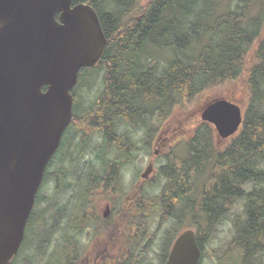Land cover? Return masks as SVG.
I'll list each match as a JSON object with an SVG mask.
<instances>
[{"label":"trees","instance_id":"16d2710c","mask_svg":"<svg viewBox=\"0 0 264 264\" xmlns=\"http://www.w3.org/2000/svg\"><path fill=\"white\" fill-rule=\"evenodd\" d=\"M226 1L148 0L142 5L140 0H73V5L84 3L95 9L108 39L103 58L94 68L104 70L103 92L94 105L80 113L82 117L79 112L76 117L103 139L105 153L112 149L129 152L130 134L121 131L122 126L138 123L143 132L147 128L144 134L153 137L162 120L207 89L233 85L229 99L240 102L236 85L246 84L249 101L239 133L227 146L218 148L211 126L200 124L191 140L174 150L159 171L166 179L163 195H152L154 211L164 204L167 212V204L174 209L181 202L183 209L197 206L198 214L215 226L233 221L231 256L219 263L243 264L250 261L252 251L264 250V0H237L234 9L231 5L236 0ZM146 47L172 53L162 70L155 59L145 58ZM90 131L82 133L76 146L80 158L87 151L82 144ZM96 169L94 165L88 169L91 186L108 179L107 171ZM49 175L47 170L44 184ZM99 175L102 180L94 182ZM77 194L82 200V194ZM40 200L39 194L37 203ZM242 201L247 204L246 223L240 220L243 214L235 211ZM38 215H31L22 253L12 264H20L17 260L22 255L30 258L34 240L27 242V236H31ZM59 230L54 226L50 237L40 240L33 260L47 253ZM65 237L64 232L47 264L71 262L74 251L66 249Z\"/></svg>","mask_w":264,"mask_h":264},{"label":"water","instance_id":"95a60500","mask_svg":"<svg viewBox=\"0 0 264 264\" xmlns=\"http://www.w3.org/2000/svg\"><path fill=\"white\" fill-rule=\"evenodd\" d=\"M107 43L89 4L0 0V264L24 241L46 169L73 119L80 71L101 61ZM200 116L221 140L243 123L240 107L225 99ZM194 238L185 232L168 264H200Z\"/></svg>","mask_w":264,"mask_h":264},{"label":"flooded vegetation","instance_id":"af4514ba","mask_svg":"<svg viewBox=\"0 0 264 264\" xmlns=\"http://www.w3.org/2000/svg\"><path fill=\"white\" fill-rule=\"evenodd\" d=\"M163 121L157 125L153 137L144 134L138 123L137 126H127L131 131L129 132L131 140L129 152L112 149L109 153H105L102 150L103 139L99 137L96 143V149L99 148V151L93 153L94 158L86 160L85 155L80 158L77 151L73 150L72 129L80 132V139H82V133L89 132L91 127H88L84 121L77 120V117L75 119L73 117L72 124L75 122L77 125H70L68 131L71 130V133L66 137L65 143L64 135L53 157L58 162L53 160L49 166L52 168V163L54 165L58 163L61 167H56L53 173L49 172L48 177V184L52 190L55 189L56 195L59 193L60 182L75 175L78 167V182L64 185V191L71 192L70 200L62 210L63 220L66 222L64 242L68 243L65 246L67 250L74 251L73 256L70 257L71 262L68 264H168L178 240L188 231L194 232L196 247L201 251L200 264H203L206 251H221V249L214 248L215 236L220 234V228L223 230L226 228V224L232 235L224 239L222 251H227L225 256L226 260H229L235 230L233 221L215 226L212 222H209L211 223L209 225L204 217L202 218V224L206 226L204 228L199 221L197 206L182 209L180 202L174 209H171L167 200V208L170 210L166 212L163 204V208L160 207L154 211L156 201L152 199V195L160 194L163 190L160 188L157 193H151V178L157 176L161 168L165 166H158L159 158L168 151H171L170 155L174 154V150L179 151L184 147L183 142L191 140L189 133L184 136L175 135L182 131L181 127L173 129V136H168L167 131L164 130L165 122ZM139 133L141 135L135 136ZM90 135L94 134L90 131ZM179 139L183 141L177 142ZM135 164H140L144 170L139 174L137 171L133 175L132 168ZM91 165H94L100 173L108 172V179H103L105 183H101L103 180L99 175V180L98 176L93 178L94 182L102 180L99 184H93V186L89 184L88 169ZM111 170L113 173L110 172ZM127 172L132 176L129 177ZM89 188L91 190L88 191ZM78 192L82 194V200L78 199ZM41 203L42 200L38 204ZM43 204H50V202L43 198ZM242 204L240 213L243 215L240 220L246 223L249 219L246 211L247 204L243 201ZM181 210H185L184 217L180 216ZM41 217L42 213L36 216L37 219L35 218L30 231L31 236L33 231L36 235L42 224ZM184 221L189 225L184 226ZM24 244L25 238L17 256L22 253ZM48 251H55V249L51 246ZM29 252V259H24L26 255H22L17 261L20 264L34 263L33 259L37 251L33 248ZM29 252L26 251V254ZM251 256L250 261L245 260L243 264H264V250L252 251ZM15 258L9 264H12Z\"/></svg>","mask_w":264,"mask_h":264},{"label":"rangeland","instance_id":"374dc122","mask_svg":"<svg viewBox=\"0 0 264 264\" xmlns=\"http://www.w3.org/2000/svg\"><path fill=\"white\" fill-rule=\"evenodd\" d=\"M147 1L148 0H140V3L143 5ZM225 2H228V1L225 0ZM238 2L239 1L236 0L234 3H232L231 6L233 9L238 4ZM254 4H256V3H253V5ZM150 49L151 48L146 47L145 52H144L145 58L146 59H152V58L155 59L157 61V63L159 64V67H158L159 70H162V68L168 62L167 59H168L169 54L171 56L172 53L169 50L165 51L162 49H156V50L152 51ZM171 59H172V57H171ZM245 60L249 63L252 62L251 57H246ZM236 86L239 87L236 90L237 91L236 95L240 100V102H238L237 105H239L241 107L243 114H245V109H246L248 101H249V92L247 91L246 84H238ZM232 87H233V85H222V86L209 88L205 92H203L202 94L198 95L191 103H189L185 107L184 106L183 107H177L174 110V112L172 113V115L163 121V123L165 122L164 130L167 131V135L173 136V133H172L173 129L180 128V127L182 128V131H179L175 135L184 136L187 133H189L190 135L193 134L194 131L196 130V128L202 123L201 119H200V113L203 110V108L210 101H212L215 98H218V97L229 98V97H231V95L233 93V90L231 89ZM103 88H104V70H102V69L101 70H95V69L89 68V69H83L80 72L78 84L75 87V89L72 91L73 94H75L76 98L78 99L77 105H74V109H73L74 119L77 116L78 112H79L78 115H80L81 112L83 113V111H85L86 109H88L89 107H91L92 105H94L96 103L97 99L100 98V96L103 92ZM78 117H82V116L80 115ZM163 123L161 125H163ZM211 128L214 131L213 139L218 142L217 143L218 148H224L233 139V138H231V139L224 140V141L218 140L214 127L211 126ZM119 129L122 131H128L131 133L130 129L126 126H122ZM146 130H147V128L145 129V131ZM66 132H67L66 133L67 135L65 134L64 143L66 142V137L71 133V130L68 131V129H67ZM79 133L80 132H75V130L72 129V135H73L72 144L74 146L73 147L74 151H75L76 146L79 143V140L81 138V135ZM139 135H141V133H139L135 136H139ZM98 139H99L98 136H96V135L91 136L90 135L88 140L84 141V144H82V146L86 147V150H87L85 153V157H84L86 160L94 158L93 153H95L94 149L96 148V143H97ZM179 141H183V139H179L177 142H179ZM181 143L179 145H181ZM170 152L168 151L167 153H165V155H163L159 158L158 166L167 164L168 159L170 157ZM53 160H57V159L55 158ZM152 160H154V158H152ZM57 162H58V160H57ZM145 162H146V160H145ZM51 167L52 168H49L48 171L53 173L55 171L56 167L60 168L61 166L58 163H57V165H54V163H52ZM77 168H76V174L75 175L71 176L70 178L66 179L65 181L62 180L60 182L58 194L55 195V189L52 190L50 188L49 184H46L45 187L43 188V190L41 192V196H40L42 203L38 204L36 207V212H39V215H40V213H42V217H41L42 224L38 228L36 235H32L30 237L27 236V242H31L32 240H34V241H32L34 243L33 248H35L39 244L40 240L43 239L44 237H47V238L50 237V232L54 226L59 227L60 230L58 233L54 234V238H53L52 244H51L52 247L55 249V247L60 242L63 241L62 235L64 234V232L66 230V222L60 218L63 215L62 210L65 209V207L67 206L66 203L70 200L69 196L71 194V192L64 191V185H66L67 183H70V182H72V183L78 182V174L79 173L77 172V170H78ZM143 170H144L143 166H141L140 164H135V166L132 168V174L134 175L137 171L139 174ZM127 174L129 175V177L132 176L128 172H127ZM165 180L166 179L161 175V173L155 177H152L151 178V184H152L151 193H157L161 187L166 185ZM43 198L46 199L47 202H50V204H43ZM242 205L243 204L241 203L239 208L235 209V211L236 212L240 211ZM182 209H183V206H182ZM184 212H185V210H181V213H180L181 217H184ZM198 216H199V221L202 224V221H203L202 218H204V217L200 216V213L198 214ZM205 221L209 225L211 224V223H209L207 217H205ZM156 222H157V220H156ZM183 225L187 226L189 224H187L186 221H184ZM202 226L204 227L203 224H202ZM204 228H206V226ZM220 230H221L220 234L215 236L216 240L214 243V248L216 250L221 249V251H208L206 256H205L203 264H220L219 261H222V259L224 260V258L226 257L225 254L227 251H222V248H223L222 243L224 242L225 238H227L229 235L231 236L232 234L228 231L229 227L227 224H226V228L224 230L221 228H220ZM48 231H49V233H48ZM210 232H211V230H210ZM214 234H215V232H214ZM30 235H31V233H30ZM25 246H24V248H25ZM55 252L56 251H47V253L44 256H38V258L34 262L36 264H47L50 261L51 255H53ZM120 257H122V255H120ZM58 258L59 257H57L56 261L58 260Z\"/></svg>","mask_w":264,"mask_h":264},{"label":"bare ground","instance_id":"6f19581e","mask_svg":"<svg viewBox=\"0 0 264 264\" xmlns=\"http://www.w3.org/2000/svg\"><path fill=\"white\" fill-rule=\"evenodd\" d=\"M216 154H217V153H216ZM216 154H215V155H216ZM220 154H221V153H220ZM165 167H166V166H165ZM180 167H181V166H180ZM247 182H248V181H247ZM260 183H261V182H260ZM244 184H245V183H244ZM186 186H187V185H186ZM240 186H241V185H240ZM253 186H254V185H253ZM253 190H254V189H253ZM164 195H165V194H164ZM181 201H182V200H181ZM253 201H254V200H253ZM233 203H234V202H233ZM253 203H254V202H253Z\"/></svg>","mask_w":264,"mask_h":264}]
</instances>
